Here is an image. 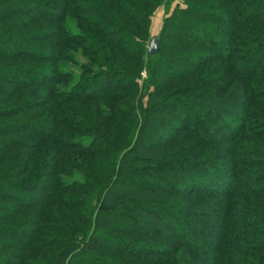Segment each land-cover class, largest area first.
<instances>
[{"label": "trees", "instance_id": "1", "mask_svg": "<svg viewBox=\"0 0 264 264\" xmlns=\"http://www.w3.org/2000/svg\"><path fill=\"white\" fill-rule=\"evenodd\" d=\"M172 2L0 0V264H264V0Z\"/></svg>", "mask_w": 264, "mask_h": 264}, {"label": "rangeland", "instance_id": "2", "mask_svg": "<svg viewBox=\"0 0 264 264\" xmlns=\"http://www.w3.org/2000/svg\"><path fill=\"white\" fill-rule=\"evenodd\" d=\"M178 4H179V0H173L172 3L163 4V5H161L160 7H158L155 10V12L153 14V17H152V20H151V25H150V30H149L150 39H149V42H148V46L150 45V42L153 39V37L161 35V31L163 29V25H164L165 19L168 16H170V14L173 12V10L175 9V7ZM223 15L231 17V15L227 14V13H223ZM142 74H143V77H146V72H143ZM141 85H143V83ZM88 120L90 121L89 123H92L90 119H88ZM153 134L154 133L152 132V129H150V127H149V129L147 131V135L151 137V136H153ZM28 135H29V133H24V134L19 133V134H15L13 136L7 137V139H11L12 137L13 138H17V137H20V136L21 137H25V136H28ZM28 139L31 140L33 138H28ZM25 141H26V139H25ZM33 141H34L33 143H35L34 139H33ZM23 142H24V140H23ZM147 146L148 145H146L145 142L141 146V149H142L141 151L143 152V154H145L147 152V150H145L147 148ZM28 153H30V150L25 149L24 151H22V150L14 151L10 155L12 156V160H13V158L16 157L17 155H26ZM8 167H9L8 163H6L5 166L3 167V169L7 170ZM121 184L118 185V186H115V188L113 190V196L115 194L121 193V194L125 195V197L129 198L130 200L136 201V202H139V203L142 204L143 202H145L147 200H155L158 197V195H159V194H157L158 192L155 193V191H151V190H145L144 191L142 189H134V188H130L131 186L129 184H126V183H121ZM0 201H2V200H0ZM119 202H120L119 200L114 199L113 204L114 205H119ZM0 204H1V202H0ZM146 215H148V217H149V214H146ZM151 221H153V220H151ZM115 224H124V222L116 220V217H111L110 219H108V225H115ZM210 232L211 233L209 234V237L206 240L207 242H205L202 245L201 244L199 245V247H201V249H205L206 247H211L213 244L216 243V239H217V236H218L217 235V230L215 228H210ZM207 252H208L207 254L210 255L209 254L210 251H207ZM208 258H210V256H207V259ZM151 259L154 260L155 258H151Z\"/></svg>", "mask_w": 264, "mask_h": 264}, {"label": "water", "instance_id": "3", "mask_svg": "<svg viewBox=\"0 0 264 264\" xmlns=\"http://www.w3.org/2000/svg\"><path fill=\"white\" fill-rule=\"evenodd\" d=\"M160 50V37L155 36L150 42V45L148 46V54L149 55H157Z\"/></svg>", "mask_w": 264, "mask_h": 264}]
</instances>
